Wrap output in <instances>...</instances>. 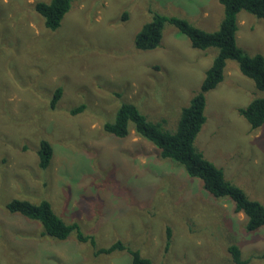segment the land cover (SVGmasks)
Segmentation results:
<instances>
[{
    "label": "rangeland",
    "instance_id": "374dc122",
    "mask_svg": "<svg viewBox=\"0 0 264 264\" xmlns=\"http://www.w3.org/2000/svg\"><path fill=\"white\" fill-rule=\"evenodd\" d=\"M38 1L49 0H0V264H133L128 250L97 254L75 233L45 235L38 220L8 210L14 197L47 199L99 247L121 240L153 264H237L233 244L247 264H264V227L249 231L233 201L210 194L200 178L160 156L132 123L124 138L102 126L122 102H132L165 130L176 129L218 48L193 47L170 23L156 49H138L135 36L154 11L215 30L222 3L72 0L52 30L34 7ZM236 36L249 54L264 55L263 20L241 10ZM256 97L264 91L228 59L223 80L206 93L207 121L195 145L264 204V124L251 129L239 112ZM82 102L84 111L72 114ZM43 138L54 149L46 169L38 166Z\"/></svg>",
    "mask_w": 264,
    "mask_h": 264
},
{
    "label": "trees",
    "instance_id": "16d2710c",
    "mask_svg": "<svg viewBox=\"0 0 264 264\" xmlns=\"http://www.w3.org/2000/svg\"><path fill=\"white\" fill-rule=\"evenodd\" d=\"M224 8V16L215 30L209 31L196 26L186 18L176 15H166L154 11L152 19L146 22L135 36V45L141 50L156 49L162 43L163 29L166 23L174 25L191 41L193 47L205 50L217 47L212 64L206 71L201 88L181 109L179 121L174 131L165 130L160 122H154L146 113L132 102H122L116 110L114 120L103 123L108 133L124 138L130 133V124L134 125L135 132L142 138L150 141L159 151V155L171 158L182 165L191 177L200 178L205 189L215 197H227L233 201L235 210L241 211L247 218L249 231L264 227V204L252 199L239 185L225 177L222 168L209 160L199 150L195 141L203 125L207 121L205 114L206 93L215 88L224 78L228 59L237 61L240 71L252 79L255 86L264 91V55L262 53L249 54L237 44L238 14L245 10L264 21V0H219ZM72 0L38 1L34 5L45 21V25L57 29L64 15L71 8ZM127 12L124 18H127ZM63 87L59 86L54 92L51 104L54 106L61 98ZM86 108L82 102L71 109L74 115L80 114ZM239 112L249 122L251 129L264 124V97H256L247 105L239 107ZM38 152V166L42 169L49 167L53 158L54 149L48 139H41ZM11 212L20 213L28 218L38 220L43 233L57 239L68 238L75 233L77 239L89 242L98 253H111L115 250H128L132 255L133 264H153L151 258L143 256L140 250L129 248L123 241L117 240L107 247H99L96 238L86 233L77 221L67 222L53 208L47 199L33 202L28 199L14 197L6 204ZM172 231L167 228V246L171 244ZM231 256L237 264H247L241 257L240 248L230 246Z\"/></svg>",
    "mask_w": 264,
    "mask_h": 264
}]
</instances>
